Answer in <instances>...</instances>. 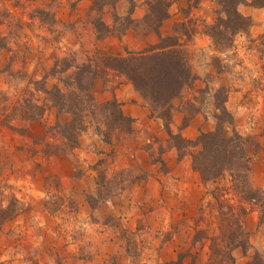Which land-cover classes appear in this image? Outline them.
<instances>
[{
	"label": "rangeland",
	"instance_id": "374dc122",
	"mask_svg": "<svg viewBox=\"0 0 264 264\" xmlns=\"http://www.w3.org/2000/svg\"><path fill=\"white\" fill-rule=\"evenodd\" d=\"M76 1L0 0V84L7 83L10 89L18 93L13 99L0 89V257L9 254V259L0 260V264H94L97 256L101 255L103 264H142L149 251L155 252L156 264H244L242 261H246L245 256L248 257L245 264H252L256 252L264 254V230L258 236L251 237L249 226H253V222L247 219L259 207L244 203V209H248L246 214L235 208L234 213H238V217L233 215L230 221L225 219L229 213L228 206L237 207L240 203L239 189L228 171L205 183L200 172L194 168L203 184L200 203L194 202L197 190L191 186L192 183L183 184L182 187L170 177L171 180L166 183L171 184L166 189L167 198L172 197L179 202H157L155 196L140 202L143 196L139 197L136 199L133 225L131 221L125 224L123 215L114 216L107 209H98L101 202L92 206L88 199L101 201L105 196L111 198L116 188L123 192L131 184L145 178L147 171L140 165L130 166L117 174L118 179L114 177L105 183L107 172L115 161L114 152L88 168L74 154V149L83 148V135L88 132L92 121L96 123L95 132L102 138L104 134L113 142L123 140L126 136L128 131L125 126L120 129L110 127L114 123L113 110L116 108L111 107L105 114L100 107L106 101L117 100L115 96L110 97L107 91L114 90L123 79L131 82L124 74L113 69L110 61L115 57L126 56L129 52L146 50L161 42V37H166L165 43L179 44L175 49L184 51L194 73L197 69L205 70L200 77L195 73L192 84L173 99L170 127L174 110H180L185 115L182 126L198 113H203L210 120V131L223 124L228 117L221 110L226 107L227 86L219 72L232 66L226 60L228 56L234 55L231 50L237 36L250 32L252 19L247 16L251 19L250 24L233 36L219 25L217 18L221 6L216 0H185L180 3L176 0V7L172 6L175 0H145L142 5L146 12L140 18H133L136 6L131 10L132 1L136 3V0H118L115 5L104 6L102 11L97 6L105 0H95L79 16L65 11L67 6L74 7ZM249 1L241 3L239 11ZM204 4H209V7L204 8ZM170 8L180 15V20L173 22L167 34H160V29L152 30L159 23V11H168L169 18ZM199 8L204 9L202 15L196 14ZM105 17L111 24L105 37L100 39L95 22ZM208 17L212 18V23H209ZM217 29L225 31V35L214 39L210 34ZM127 32L137 36L141 45L150 32L160 34V38L155 44L131 49L126 40L122 41ZM199 34H206L211 41L210 47L199 49L195 46ZM111 36H118L120 40ZM65 40L67 44H64ZM76 45H79V50H74ZM209 51L214 53L211 55ZM74 65H91V69L97 72L90 87L94 103H78L81 108L78 109L76 140L72 129L61 125L71 121L73 115L59 112L53 105V96L45 91L59 86L67 94L79 91L84 98H88L86 92H81L77 81L65 84L67 75L75 69ZM66 68L67 71L62 73ZM55 70L60 72L55 73ZM38 76L40 79H37ZM217 84L219 87H215ZM59 122L60 125L57 124ZM234 124L248 137L249 146H255V138L239 129L235 120ZM224 126L231 132L232 125L225 123ZM99 130L102 135L98 133ZM172 132V135L169 132L168 135H156L154 142L147 143L154 159L161 162V172L165 173L169 168L162 154L167 148L176 147L179 157L188 153L192 156L199 149V146L185 140L187 138L180 128ZM58 140L59 143L56 142ZM75 142H78L76 146ZM17 162L31 163L32 166L28 169L17 168ZM89 170L96 171L98 178L90 176ZM87 172L88 178L79 182ZM28 177H31L35 193L47 195L48 198L38 199L35 195L18 198L17 192L21 189L8 181H22ZM249 178V183L253 185L251 171ZM93 181L97 184L95 195L91 187ZM125 181H128L126 187ZM118 207L131 210L132 204L130 208L125 203ZM82 212L88 213L91 224L101 225L104 232L110 233L109 247L103 253L99 246L87 239L88 233L83 225L80 228L73 227L71 232L65 227L69 223L67 217L78 222ZM38 216L44 227L38 226L41 222L36 221ZM233 218L239 219L237 222L243 226L245 234L241 239L248 242L246 247L232 246L228 238L229 229L237 224H232ZM165 219L168 221L167 227ZM59 220L63 223H58ZM257 223H264L260 215ZM18 228L22 230L18 232ZM18 257L20 262L17 261ZM147 259L152 260V257L147 256Z\"/></svg>",
	"mask_w": 264,
	"mask_h": 264
},
{
	"label": "crops",
	"instance_id": "0c3cea01",
	"mask_svg": "<svg viewBox=\"0 0 264 264\" xmlns=\"http://www.w3.org/2000/svg\"><path fill=\"white\" fill-rule=\"evenodd\" d=\"M94 1L95 0H77L74 7L67 6L65 11L67 10L71 15L79 16L83 14L84 11L88 10ZM143 1L145 0H136V10L133 13V18H140L145 15L146 9L142 5ZM175 1L172 4L173 7L178 6V2L180 3L185 0ZM178 10L177 8V11ZM202 11H204V9L199 8L196 14H200ZM242 13L252 19L250 32L243 34L247 39V43L241 41L238 45L237 39L240 35L237 36L233 49L231 50L234 52V55L228 56L226 60L230 62L232 66L225 69L223 72H219V74L221 73L224 84L227 86V99L225 101L227 109L233 114L238 128L255 138V146H249L248 148L251 156V181L255 187L264 189V7L247 5L244 7V12ZM170 15L171 16L161 25L160 34H167L170 32L169 27L173 22L180 20V15L175 14L171 8ZM104 21L107 25L111 24L106 17ZM160 34L156 32L148 33L144 42L142 41L143 45H141V40L137 36L127 32L123 35L122 41L126 40L127 46L131 49L142 48L144 45L157 43ZM113 37L120 40L118 36H111V38ZM209 40L206 34H199L195 46L199 49L208 48L211 44L208 43ZM241 52L243 56H241ZM209 53L212 55L214 51H209ZM253 56L257 57L255 61L252 59ZM249 64H253L256 75H252L253 68H249ZM238 69L240 70L238 71ZM195 73L200 77L205 73V70L197 69ZM107 94H109L110 97L115 96L121 103L124 114L133 118V130L128 132L126 136L123 137V140H113L112 143H107L105 141L98 143V147L94 146L97 156L107 157L111 156L109 153L114 152L112 153L115 160L114 164L123 157L121 163L126 162L130 166L140 165L141 168L145 169L148 173L145 178L131 184L124 189V191L128 190L131 192L135 188H139V195L137 198L143 196L140 202L144 200L147 201L152 196H155V201L157 202H163V200H165L167 204L179 202L172 197L170 199L167 198L168 194L166 189L167 187L169 188L171 184L167 185L166 183L171 180V177L181 185L182 183L187 185L192 183L191 186L195 187L197 190V193L194 195V202L200 203L203 196V184L200 174L193 167L190 153L183 157H179L176 147L167 148V150L163 152L162 158L169 169L166 173L161 172V162L154 159L153 153L147 146V143L154 142L156 140V135H168V130L165 127L164 121L160 117L152 114L147 101L134 88L133 84L123 79L114 90L107 91ZM184 116L185 115H183L180 110H174L171 128L172 130H178L180 128L183 136L189 140H195L201 132H208L212 129L210 120H207V116L203 113H198L193 116L187 124L182 126ZM173 150H175V154L169 155L173 153ZM86 178H88V172L85 176L77 180L83 182ZM93 182L96 183V181ZM92 184L93 183H91V185ZM125 201H128V203L126 204ZM131 201V196L125 197L124 200L119 201L118 206L125 203V205L130 208ZM98 209H107L110 215L118 216L116 213L111 212L106 205L101 204L98 206ZM247 219L248 222H253V226H249L251 237L258 236V233L264 230V223L260 225L257 223L258 217L255 212L249 214ZM244 258H246V261L244 260L242 262L245 264L248 261V257L245 256Z\"/></svg>",
	"mask_w": 264,
	"mask_h": 264
},
{
	"label": "trees",
	"instance_id": "16d2710c",
	"mask_svg": "<svg viewBox=\"0 0 264 264\" xmlns=\"http://www.w3.org/2000/svg\"><path fill=\"white\" fill-rule=\"evenodd\" d=\"M118 0L113 2L109 0L103 1V3L97 6V9L102 11L106 5H115ZM221 6L218 14L219 25L224 27L226 32H230L235 36L238 32L242 31L245 25L250 24V18L243 15L238 7L241 3H245L246 0H216ZM198 3V2H197ZM196 3V4H197ZM248 5L264 7V0H250ZM136 6L135 1H132V11ZM223 14V15H221ZM169 16L168 11L164 13L159 11L157 25L152 27V30L159 31L161 22ZM133 20V19H130ZM98 38L102 39L109 31L108 25L100 18L95 22ZM225 31L221 29L215 30L210 35L215 39L216 37H223ZM166 37H161V42L152 45L150 48L139 51L129 52L126 56H119L112 58L110 65L112 68L118 71L120 74H124L133 84L134 88L140 93V95L147 101L151 112L165 121V127L170 135L173 134L170 127L171 113L173 109V99L181 94L185 87L192 84L195 78V73L190 65L187 55L184 51L176 48L179 44L165 43ZM163 40V42H162ZM174 47V48H173ZM72 65L69 66L71 68ZM75 69L70 75H67L65 84H71L73 81H77L78 87L81 92H86L88 98H84L79 91L65 92L61 87L55 86L53 89H46L45 91L53 96V105L57 107L59 112H69L73 115L71 121L61 124L68 130L73 131V138L77 139L76 130L79 129L76 126L78 122V103L87 102L92 104L93 95L91 91L92 80L97 75L95 70L91 69V65L82 66L74 65ZM68 68V67H67ZM67 68L62 71L66 72ZM60 72L59 70H55ZM72 97V98H71ZM104 109L105 114H108V110L114 107L115 119L114 123L110 127L121 128L125 126L128 132L133 130V118L124 114L121 104L116 99H112L102 103L100 106ZM221 110L227 114V118L223 124H219L213 131L202 132L196 140L185 139L189 144L199 146V149L192 153L194 168L200 172L202 179L205 183L213 181L225 171H228L235 181L238 194L240 198L239 205L237 207L231 206L229 213L225 217L226 220L231 219L233 215L238 217L236 210H241L242 214H246L248 209H244L245 204H254L259 207L260 218L264 222V190L254 187L249 183V174L251 171L250 155L248 147L250 140L245 137L235 126L233 114L230 113L224 106ZM111 111V113L113 112ZM42 116V114H40ZM188 123V122H187ZM186 123V124H187ZM232 125L231 132L227 131L224 124ZM111 128V129H112ZM99 134H103L101 130ZM103 139L107 143H112L110 138H107L103 134ZM75 146L78 142L74 143ZM178 148H180L178 146ZM108 199L104 197L102 200ZM89 202L92 206L99 204L100 201H94L90 199ZM233 218L232 224H237L229 229L230 234L228 238L232 241V246H244L248 245V242L241 239L245 232L239 219ZM252 264H264V254L256 252Z\"/></svg>",
	"mask_w": 264,
	"mask_h": 264
},
{
	"label": "clouds",
	"instance_id": "9594fccd",
	"mask_svg": "<svg viewBox=\"0 0 264 264\" xmlns=\"http://www.w3.org/2000/svg\"><path fill=\"white\" fill-rule=\"evenodd\" d=\"M203 7L208 8L209 4H204ZM240 11L244 12V8L241 7ZM202 14L203 13H201V15ZM208 21H209V23L213 22L212 18H210V17H208ZM241 41H244L245 43H247V39L243 36V34H241L238 37L237 44L239 45L241 43ZM35 42L38 44V41H35ZM67 43H68V41L65 40L64 44H67ZM208 43H211V41L209 40ZM89 47H91V45H89ZM74 50H79V45H76V48ZM241 56H243L242 52H241ZM256 58H257L256 56H253L252 57L253 61H255ZM246 62H247V58H246ZM248 67L253 68L252 75H256V71H255L253 64H249ZM239 70L240 69H238V71ZM37 79H40V77L38 76ZM215 87H219V85L217 84V85H215ZM0 89H2L4 92H6L10 97H13V99H15L18 95V93H16L15 89L9 88L7 83L0 84ZM9 103H12V101H10ZM9 111H11V108H9ZM89 120H91L90 114H89ZM13 123H15V121H13ZM95 127H96V123H95V121H92L91 126L88 129V132L83 135V141H84L83 148L74 149L75 156L79 158L81 163L84 164L85 168H88L89 165L97 164L99 162V160L103 158L101 156H97L96 151H95L94 145L98 144V143H102V140H103L102 136L98 135L95 132ZM100 127L103 128L104 125H100ZM56 142L59 143L60 141L58 140ZM174 154H175V150H173V153H170L169 155H174ZM121 160H123V157H121ZM121 160H118L115 164H113L111 166V168H109L107 175H106L105 183H107L108 181H112L114 177H116L118 179L117 174L119 172H121L122 170L130 167V165H128L126 162L121 163ZM31 166H32L31 163H28V164H21L20 162L16 163L17 168L24 167V168L28 169V168H31ZM89 175L92 177L98 178V173L96 171H90ZM8 182L16 184L17 187L21 189V191L17 192V196L20 199L25 195H27L28 197L35 195V196H37L38 199L48 198L47 195H38L37 193H35L33 186L31 184V177H28L22 181L17 180V179H11ZM124 184L126 187V185L128 184V181H125ZM182 187H183V183H182ZM92 188H93V194L95 195L96 194V188H97V184L95 182H93ZM138 195H139V188H135L131 192L128 190L121 192L120 188H116L114 190L111 198L101 200L100 202L102 205H106L107 208L111 212H114L117 215H123L125 224H127V223H129V221H131L134 225L135 221H134L133 217L135 216V213H136V206L135 205H136V199H137ZM128 196L132 197L131 210H128L127 208H125L124 210H121L118 207L119 201L124 200V198L128 197ZM97 199H99L98 196H97ZM207 199H210V197H208ZM125 203L127 204L128 201H125ZM5 206H7V205L5 204ZM97 215H98V213H97ZM167 215L168 214L166 213L165 216L167 217ZM259 215H260V210L257 209L256 216L259 217ZM67 220L69 221V223L66 224L65 227H67L69 229V232L72 231L73 227L80 228L81 225H83L84 230H86V232L88 233L87 239L92 240L95 245L99 246L101 253H103L104 251H106L108 249V247H109L108 239H109L110 233L104 232L101 225L91 224L87 212L81 213V215L78 218V222H74L72 217H67ZM36 221H41L40 223H38V226L44 227V223L42 222V220L39 216L36 218ZM36 221H34V222H36ZM58 223H63V221L59 220ZM167 223H168V221H167V219H165V227H167ZM21 230H22L21 228L17 229L18 232ZM102 232H103V234H101ZM69 240H71V236H69ZM84 242H86V241H80L79 243H84ZM155 243L158 244L159 241H155ZM147 256H151L152 260H148ZM102 257H103V255L97 256V259L94 262V264H103ZM8 259H9L8 253H5V255L3 257H0V260H3V261H7ZM17 261L20 262L19 257L17 258ZM142 264H156L155 252L154 251L146 252V256H145V259L142 261Z\"/></svg>",
	"mask_w": 264,
	"mask_h": 264
}]
</instances>
